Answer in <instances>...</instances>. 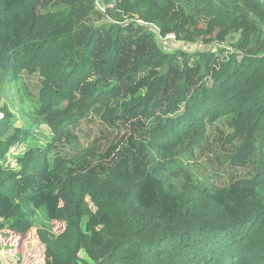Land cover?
Segmentation results:
<instances>
[{
  "label": "trees",
  "instance_id": "obj_1",
  "mask_svg": "<svg viewBox=\"0 0 264 264\" xmlns=\"http://www.w3.org/2000/svg\"><path fill=\"white\" fill-rule=\"evenodd\" d=\"M101 1L0 0V85L49 129L0 163V229L44 264H264V0ZM0 109L1 161L32 134ZM219 125L222 186L185 168Z\"/></svg>",
  "mask_w": 264,
  "mask_h": 264
},
{
  "label": "rangeland",
  "instance_id": "obj_2",
  "mask_svg": "<svg viewBox=\"0 0 264 264\" xmlns=\"http://www.w3.org/2000/svg\"><path fill=\"white\" fill-rule=\"evenodd\" d=\"M97 1L98 4H96V7L103 9L102 11L105 12L107 7L105 8L101 0ZM213 14H215L214 11ZM237 36L235 35V38ZM232 41L231 38H227L226 42L221 45H225L226 49L232 50V46L230 45ZM162 43H164L163 40ZM167 44L166 47L168 51L182 49L188 53H193L195 50L201 48H211L212 51H216V47H219L216 42L204 44L196 37L192 40L184 41L171 39ZM226 54V52H223L221 55L224 56ZM38 82L39 78L37 76L24 74L20 84L21 87L25 85L27 90L32 94H36ZM22 89V93H24L25 89ZM19 95L20 93L16 87L0 85V108L2 105H6L15 113V125L28 128L32 134V138L20 142L19 144L12 145L6 152L4 159L0 161L5 167L13 169L14 171L19 169L18 157L33 145L45 144L47 140L46 135L49 134V129L45 125H28L30 123V118L25 112L27 106L19 102ZM1 116L2 112L0 109V117ZM88 125L92 127L95 134L97 120L93 119L90 122H86L85 129H88ZM229 131L227 127L221 128V125H219L218 128L212 127L209 130L208 142L204 141L202 143L200 148L195 151L194 155L189 158L185 168L193 173L194 176L198 177L200 180H204L210 185L222 186L227 184L234 175L230 173V169L225 163L226 150L221 146L219 138L220 133L227 134ZM40 218H42V216ZM53 227L55 231H61L63 230V223L58 221L54 222ZM21 234L23 235L11 234L6 229H0V264H44V246L37 239L35 229L32 228L25 234Z\"/></svg>",
  "mask_w": 264,
  "mask_h": 264
},
{
  "label": "built area",
  "instance_id": "obj_3",
  "mask_svg": "<svg viewBox=\"0 0 264 264\" xmlns=\"http://www.w3.org/2000/svg\"><path fill=\"white\" fill-rule=\"evenodd\" d=\"M167 37H169V38H173L174 35H173V34H168Z\"/></svg>",
  "mask_w": 264,
  "mask_h": 264
}]
</instances>
